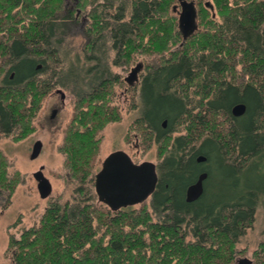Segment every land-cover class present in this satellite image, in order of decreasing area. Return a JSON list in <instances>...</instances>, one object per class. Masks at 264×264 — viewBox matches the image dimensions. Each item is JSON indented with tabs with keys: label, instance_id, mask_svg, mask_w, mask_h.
I'll use <instances>...</instances> for the list:
<instances>
[{
	"label": "trees",
	"instance_id": "trees-1",
	"mask_svg": "<svg viewBox=\"0 0 264 264\" xmlns=\"http://www.w3.org/2000/svg\"><path fill=\"white\" fill-rule=\"evenodd\" d=\"M74 1L66 10L67 0H0V126L9 134L19 125L21 139L42 98L56 85L69 89L76 109L60 151L83 194L100 133L121 119L113 100L120 76L111 65L162 55L143 77L137 119L139 138L159 145L150 197L156 219L146 201L113 211L54 200L38 226L11 237L13 264H233L264 206V0H214L223 20L207 21L202 7L205 28L186 40L170 11L175 0ZM88 6L86 59L67 62L63 35ZM47 69L55 81L39 76ZM241 102L246 110L236 117L232 107ZM9 166L0 149V191L12 195L21 174L10 176ZM204 171L203 194L188 202L187 187ZM255 253V264H264V242Z\"/></svg>",
	"mask_w": 264,
	"mask_h": 264
},
{
	"label": "rangeland",
	"instance_id": "rangeland-1",
	"mask_svg": "<svg viewBox=\"0 0 264 264\" xmlns=\"http://www.w3.org/2000/svg\"><path fill=\"white\" fill-rule=\"evenodd\" d=\"M204 1L200 3L201 7H204ZM177 2L178 0H175L171 5ZM65 6L66 10H73L75 9V1L67 0ZM90 8L88 6L86 10L79 14L78 25L71 26L70 30L63 35L61 52L64 53L65 58L69 59L67 62H77L76 56H80V63H83L86 59L83 46L89 39L86 29H88L89 21H91L88 14ZM170 11L177 19V13L173 12L172 8H170ZM65 14V10L61 12L59 14L60 19ZM210 16L211 14L207 17L208 19L206 18L207 21H209ZM84 22L86 23L85 26ZM200 27L201 30L205 28L201 24V20ZM179 44V42L174 43L171 50L177 49ZM110 54L111 58L115 55L113 52H110ZM164 56H168V53ZM162 57L159 54L139 53L130 64L111 65L112 71L120 76V82H117L114 88L113 100L114 104L118 106L121 119L108 123L100 133L102 142L94 162V179L85 185L89 187V191L85 190L83 194H80L81 191L77 190L79 182L72 179L65 166L66 155L60 151L66 129L72 122L76 109V97L69 89L56 85L50 93H47L42 98L39 109L32 117L33 130L26 136L17 139L16 137L20 134L18 129H15L10 134H4L0 131V149L6 154L10 162L9 174L10 176H13L16 172L21 174V182L17 184L12 195H9L7 191H0V264H13L12 248L8 249L11 237L20 238L23 231L33 226H38L52 201L58 200L61 203H66L74 202L78 199L83 202H94L99 206L108 208L107 205L98 201L95 191V174L101 169L104 158L112 151L122 149L128 152L135 162L149 160L159 164L161 160L158 156L159 145L156 141H152L148 147V144L139 138L137 135V119L141 116L143 107L140 98L143 76L150 71L149 69L152 66L159 65ZM138 63L143 65V69L138 73V82L134 86H130L125 78ZM51 71L47 69L46 72L39 76L42 78L51 77L55 81L56 78L52 76ZM59 87L66 93L65 107H63L58 120L52 123L47 118L52 103L57 101L60 104L59 95L56 97L52 95ZM179 134L181 133L175 132L173 136ZM38 140L42 142L43 146L38 157L32 159L30 157L32 147ZM41 167H43L44 175L49 178L52 184V193L48 198H42L39 195L37 180L33 175ZM211 168L217 170L219 169V164L211 165ZM146 202L156 219L151 198H148ZM142 204H136L131 207L140 209ZM263 242L264 206H259L254 221L246 229V233L236 245V258L247 256L253 258L256 262L255 251L259 249L260 244Z\"/></svg>",
	"mask_w": 264,
	"mask_h": 264
},
{
	"label": "water",
	"instance_id": "water-1",
	"mask_svg": "<svg viewBox=\"0 0 264 264\" xmlns=\"http://www.w3.org/2000/svg\"><path fill=\"white\" fill-rule=\"evenodd\" d=\"M180 5L178 26L183 40H186L197 30V10L193 1L180 0ZM141 69L142 64L138 63L125 78L130 86L138 82V73ZM245 110V103H237L232 107V114L239 117ZM41 149L42 142L38 140L32 147L30 157L32 159L38 157ZM197 160L204 161L205 156L200 155ZM33 175L37 180L39 195L42 198L50 197L52 184L44 175L43 167ZM207 176V172H201L197 179L187 187L186 200L188 202L198 199L203 194ZM158 180L157 163L149 160L135 162L128 152L117 149L104 158L101 169L95 174V191L99 202L104 203L113 211H118L141 204L150 198L156 190ZM234 264H253V261L245 256L239 258Z\"/></svg>",
	"mask_w": 264,
	"mask_h": 264
},
{
	"label": "flooded vegetation",
	"instance_id": "flooded-vegetation-1",
	"mask_svg": "<svg viewBox=\"0 0 264 264\" xmlns=\"http://www.w3.org/2000/svg\"><path fill=\"white\" fill-rule=\"evenodd\" d=\"M188 1H193L194 2V4H195V7H196V10H197V24H198V27H197V30L194 32V33H196V32H200L201 31V27H200V18H201V13L203 12V10H202V7L200 6V3L201 2H203V0H188ZM204 8H206L208 11V16H209V14H211V16H210V19H214V20H217V21H219V22H221L222 20H223V18L221 19V16L219 15V13H218V9H217V6H216V4H215V2H213V0H205L204 1ZM172 11L173 12H175V13H177V15H178V18L176 19V21H177V24H178V20H179V13H180V11H181V5H180V0H178V2L177 3H175L174 5H172ZM209 19V20H210ZM87 22V21H86ZM85 22H84V26H85ZM178 27V29H179V26H177ZM180 31V30H179ZM181 33V32H180ZM193 33V34H194ZM181 35H182V33H181ZM183 37V36H182ZM107 48L109 49V50H111L110 48H109V45H107ZM110 52H113V51H110ZM114 53V52H113ZM142 69H143V65H142ZM142 69H141V71H142ZM146 75V74H145ZM144 75V76H145ZM143 76V77H144ZM12 77V76H11ZM11 79V78H10ZM0 85H2V84H0ZM3 86V85H2ZM51 92V91H50ZM49 92V93H50ZM54 97H56V96H58L59 95V98H60V104H58L57 103V101L55 102H53L52 103V106L50 107V109H49V114H48V118H47V120L49 121V122H52V123H54V122H56L57 120H58V118L60 117V114L62 113V111H63V107H65V100H66V93H65V91L61 88V87H59V88H57L54 92H53V94H52ZM51 123V124H52ZM163 126H166V122H164L163 123ZM15 129H18V131H21L22 129H21V127H19V125H14L12 128H11V130L12 131H14ZM44 129H46V128H44ZM0 131L1 132H3L4 134H7L6 132V130L5 129H3L1 126H0ZM11 131V132H12ZM10 134V133H9ZM43 146V145H42ZM158 165V164H157ZM158 168V167H157ZM204 186H205V182H204ZM15 240H18V238H16ZM10 242H11V240L9 241V246H8V249H10ZM11 251H12V256H13V259H14V255H15V249H11ZM239 258H241V257H238V258H235V261H234V263L239 259ZM250 258V257H249ZM252 259V261H253V264H255V260L253 259V258H251ZM233 263V264H234Z\"/></svg>",
	"mask_w": 264,
	"mask_h": 264
},
{
	"label": "bare ground",
	"instance_id": "bare-ground-1",
	"mask_svg": "<svg viewBox=\"0 0 264 264\" xmlns=\"http://www.w3.org/2000/svg\"><path fill=\"white\" fill-rule=\"evenodd\" d=\"M159 62V61H158Z\"/></svg>",
	"mask_w": 264,
	"mask_h": 264
}]
</instances>
